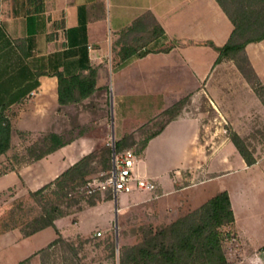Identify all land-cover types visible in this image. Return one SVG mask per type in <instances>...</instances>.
I'll list each match as a JSON object with an SVG mask.
<instances>
[{
    "label": "crops",
    "instance_id": "obj_1",
    "mask_svg": "<svg viewBox=\"0 0 264 264\" xmlns=\"http://www.w3.org/2000/svg\"><path fill=\"white\" fill-rule=\"evenodd\" d=\"M148 10L165 29L167 37L161 38L160 43L171 46L170 49L121 61L119 47H115L118 32ZM233 28L217 0H0V110L11 119L15 129L12 148L0 160L14 163L13 148L20 138L16 134L18 129L41 124L45 129L51 128L56 120L61 123L62 110L88 103L91 99L61 105L57 73L87 74L93 67L101 87L94 98L113 93L114 103L121 111L135 108L146 99L158 102L154 105L158 113L187 95L191 106L197 109H187L186 105L180 115L150 139L136 161L135 173L139 177L153 181L159 177L142 158L151 142L171 128L174 137L184 142L180 147L181 159L170 170L180 167L182 172L189 168L192 175L203 176L234 171L228 156L221 160L213 158L222 151L216 142H225L232 154L227 125L242 137V125L250 127L251 132H260L264 127V104L233 60L216 62L217 47L229 40ZM246 51L264 82V39L247 44ZM202 95L206 107L201 110L196 102ZM206 108L216 110L218 115L208 116ZM187 129V136H183ZM127 133L122 131L118 138ZM101 142L103 138L87 132L41 159L16 164L15 170L0 175V196L11 189L25 194L42 187ZM253 154L256 157L254 151ZM241 163L240 168L249 170L257 161L248 165L242 157ZM177 177L182 180L183 173ZM225 190L235 213L231 230L236 235L240 256L235 264H264V241L250 239L254 235L241 223L244 217L237 214L232 190ZM143 199L145 195L140 192L131 204L142 203ZM21 238L26 237L19 228L3 229L0 246Z\"/></svg>",
    "mask_w": 264,
    "mask_h": 264
},
{
    "label": "trees",
    "instance_id": "obj_2",
    "mask_svg": "<svg viewBox=\"0 0 264 264\" xmlns=\"http://www.w3.org/2000/svg\"><path fill=\"white\" fill-rule=\"evenodd\" d=\"M217 1L233 22L234 28L229 40L217 47L219 56L216 62L233 60L264 104V82L259 78L246 51L247 44L264 39V0ZM118 35L115 47H119L121 61L135 55L144 56L150 52L167 51L171 47L160 43V39H165L167 35L150 10L119 31ZM57 77L58 101L61 105L78 104L86 99H93L101 90V87H98L97 71L93 67L87 74L65 76L58 72ZM189 100L190 96L187 95L164 109L160 113V116L164 117L160 127L150 131L142 140L138 141L136 132L127 133L115 140L114 147L111 144L101 145L80 157L52 181L36 190H29L30 197L39 205L40 211L20 225L23 236H30L51 226L55 228L57 237L17 264H32L36 255L41 264H86L82 253L87 243L98 236L67 239L57 227L56 220L77 209L96 205L101 199V191L88 193L83 190L91 176L103 171L107 174L102 179L107 177L112 168L114 152L121 153L136 144L138 148L135 153L141 154L150 139L182 113ZM75 127L82 126L75 124L70 130L63 132L49 130L42 133L27 146L25 162L41 159L87 132L80 128L72 133ZM227 130L247 164H254L257 159L246 140L231 126H227ZM14 132L11 119L0 110V157L12 148ZM14 158L16 163L0 160V175L15 170V165L23 162L19 155ZM113 197L112 188H107L105 198ZM234 222L235 213L230 194L227 190L219 191L199 207L170 222L159 226L141 225L138 228L139 240L132 244H123L119 248V264H230L224 244L227 239L235 237L231 230ZM105 241L108 250L115 256L113 236L109 235Z\"/></svg>",
    "mask_w": 264,
    "mask_h": 264
},
{
    "label": "rangeland",
    "instance_id": "obj_3",
    "mask_svg": "<svg viewBox=\"0 0 264 264\" xmlns=\"http://www.w3.org/2000/svg\"><path fill=\"white\" fill-rule=\"evenodd\" d=\"M252 53L255 55L257 51H252ZM190 100L186 104V108L197 111L195 107L191 106ZM155 104L158 102L145 99V101L139 102L135 108L121 111L114 103L113 93H109L107 97L97 96L86 104L62 110L64 116L61 123L56 120L51 128L45 129V126L41 124L31 126L33 128L30 129H18L22 133L20 131L16 133L20 138L14 144L13 157L21 152L20 160L25 162L27 146L42 133L49 130L63 132L70 130L75 124H80L82 126L80 128H84L83 130L95 138H103L100 146L103 144L112 145L122 131L136 132L137 139L140 141L150 131L158 129L164 120V117L160 116L162 111L156 112L159 110L154 108ZM196 104L201 110L204 109L206 107L205 95L198 98ZM206 110L208 111L207 115L212 118L218 115L214 109L206 108ZM122 112L124 116L121 115ZM155 113L157 114L153 116ZM80 128L75 127L72 133L77 132ZM242 128L244 129V139L256 154L257 164L253 169L239 167L242 164V156L234 143L231 145L233 153L229 154L225 142L218 140L216 143L222 147V151L216 156L213 155V158L221 160L228 156L230 164L235 170L227 174L203 176L202 174L192 175L189 168H185L181 172L183 179L179 180L176 172L180 167H175L172 170L170 167L181 159L180 147L184 140H177V137H174V130L171 128L166 133L167 135L157 137L151 142L146 156L142 158V162H146L150 168L159 173V177L154 179L157 184L155 190H140L135 186L132 191L119 192L116 196L114 194L111 199L105 198L106 190H103L101 199L96 205L77 209L67 216L58 218L56 220L57 227L62 235L70 240H76L78 236H98L87 243L86 249L82 253L86 264H119V248L123 244H132L139 240L138 228L141 225L159 226L165 224L174 219L176 215H183L199 207L219 191L230 188L237 214L239 217L243 214L244 217L241 223L246 226L248 233L254 235V237L250 236V239L264 241V127H261V131L257 133L251 132V128L248 126L242 125ZM187 133L188 129L185 130L183 136H187ZM137 148L138 145L135 144L131 150L136 152ZM207 148L210 146L207 145ZM207 151L210 152V150ZM143 152L136 153L137 159ZM13 161L17 162L15 158ZM106 174L103 171H98L91 176V179L101 180ZM184 186L186 187L180 188ZM168 191L176 193L173 195ZM140 192L145 195L146 199L141 200L142 203L131 204ZM16 193V190L11 189L0 196V231L15 227L20 229L22 223L40 211L39 205L30 197L29 193L24 194L23 191L19 194ZM161 193L164 195L159 196ZM107 200L110 202L107 203ZM125 205L127 206L125 207ZM99 231L101 234H98ZM109 235L113 236L115 256H112L105 241ZM56 237L55 228L50 226L32 236L5 241L0 246V264H16L46 246ZM224 247L230 264H235L240 259L236 250V235L232 239H227ZM261 250L262 248L258 249V251ZM32 264H41L37 255L33 257Z\"/></svg>",
    "mask_w": 264,
    "mask_h": 264
},
{
    "label": "built area",
    "instance_id": "obj_4",
    "mask_svg": "<svg viewBox=\"0 0 264 264\" xmlns=\"http://www.w3.org/2000/svg\"><path fill=\"white\" fill-rule=\"evenodd\" d=\"M114 142L112 146L114 147ZM137 161V155L135 151L128 149L121 153H113L112 168L106 178L97 180L90 179L83 187L88 193H92L96 190H106L112 188L115 196L119 192H130L136 186L141 190H154L156 189V183L146 177H139L135 173V166ZM181 170L178 169L176 175H180ZM98 234H101L99 231Z\"/></svg>",
    "mask_w": 264,
    "mask_h": 264
},
{
    "label": "water",
    "instance_id": "obj_5",
    "mask_svg": "<svg viewBox=\"0 0 264 264\" xmlns=\"http://www.w3.org/2000/svg\"><path fill=\"white\" fill-rule=\"evenodd\" d=\"M117 227V226H116Z\"/></svg>",
    "mask_w": 264,
    "mask_h": 264
}]
</instances>
